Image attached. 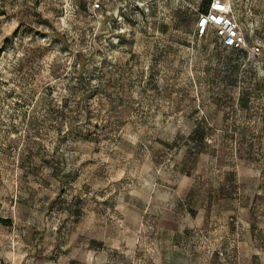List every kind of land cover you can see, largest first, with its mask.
I'll return each instance as SVG.
<instances>
[{"label":"rangeland","instance_id":"obj_1","mask_svg":"<svg viewBox=\"0 0 264 264\" xmlns=\"http://www.w3.org/2000/svg\"><path fill=\"white\" fill-rule=\"evenodd\" d=\"M222 1L260 56L191 0H0V264H264V0Z\"/></svg>","mask_w":264,"mask_h":264},{"label":"built area","instance_id":"obj_2","mask_svg":"<svg viewBox=\"0 0 264 264\" xmlns=\"http://www.w3.org/2000/svg\"><path fill=\"white\" fill-rule=\"evenodd\" d=\"M102 0H90L93 11L100 9ZM196 22L197 35H202L210 27L215 28L216 36L224 48L245 49L254 57L261 54V45L256 40H246L234 19L230 16V7L222 0H211L205 12L198 13Z\"/></svg>","mask_w":264,"mask_h":264},{"label":"crops","instance_id":"obj_3","mask_svg":"<svg viewBox=\"0 0 264 264\" xmlns=\"http://www.w3.org/2000/svg\"><path fill=\"white\" fill-rule=\"evenodd\" d=\"M191 2L194 5L193 6V10H194V14H195V26H196V22H197V19H198V17L196 16V9H194L196 7V0H191Z\"/></svg>","mask_w":264,"mask_h":264},{"label":"trees","instance_id":"obj_4","mask_svg":"<svg viewBox=\"0 0 264 264\" xmlns=\"http://www.w3.org/2000/svg\"><path fill=\"white\" fill-rule=\"evenodd\" d=\"M207 8H208V6L206 5L205 6V9L204 10H202L201 12H205V11H207ZM56 35H58V34H56ZM59 36V35H58ZM83 61L82 60H80V66H83Z\"/></svg>","mask_w":264,"mask_h":264}]
</instances>
